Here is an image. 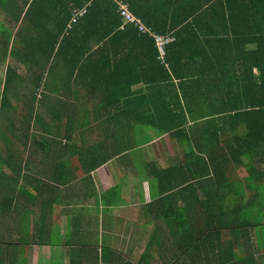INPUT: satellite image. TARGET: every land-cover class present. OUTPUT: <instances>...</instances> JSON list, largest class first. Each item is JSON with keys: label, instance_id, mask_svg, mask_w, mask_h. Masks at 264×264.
I'll use <instances>...</instances> for the list:
<instances>
[{"label": "trees", "instance_id": "obj_1", "mask_svg": "<svg viewBox=\"0 0 264 264\" xmlns=\"http://www.w3.org/2000/svg\"><path fill=\"white\" fill-rule=\"evenodd\" d=\"M120 4L150 32L173 37L163 57L151 34L124 21ZM0 8L18 9L15 20L26 8L20 31L35 12L41 25L28 33L39 45L0 49V58L11 59L0 101V152L24 154L44 136L65 152H80V119L67 116L66 107L80 96L72 88L88 89L98 92L92 96L97 113L114 105L147 108L136 123L188 147L186 160L161 169L155 179L160 199L179 192L187 203H200L195 216L217 217L201 225V234L264 221V0H21L20 6L0 0ZM82 8L71 24L74 9ZM52 90L55 105L47 121L49 113L41 115L38 103ZM208 182L210 189L203 185ZM232 186L234 193H226ZM242 189L250 194L245 207L207 206L213 199L225 204L231 195L241 201ZM199 235L187 240L186 249L199 248Z\"/></svg>", "mask_w": 264, "mask_h": 264}, {"label": "crops", "instance_id": "obj_2", "mask_svg": "<svg viewBox=\"0 0 264 264\" xmlns=\"http://www.w3.org/2000/svg\"><path fill=\"white\" fill-rule=\"evenodd\" d=\"M25 11L15 20L18 9L0 8V49L39 45L28 34L41 29L34 19L39 12L23 21L20 31ZM10 61L9 56L0 58V101ZM84 62L80 68L88 70L91 61ZM72 90L80 96L71 98L66 115L80 119V152H65L51 136L37 139L24 154L0 152V264H264L263 220L201 234V225L216 223V216H195L200 203H187L179 192L174 198L163 193L165 199H160L156 173L186 160L188 147L136 123V114H147V108L114 105L97 113L92 96L98 92ZM55 96L52 90L38 103L41 115L48 111L47 121ZM87 100L93 104L85 105ZM239 176H247V170L240 169ZM203 185L210 189L209 182ZM233 189L226 193L233 194ZM201 193L197 189L199 197ZM240 193L241 201L231 195L225 204L213 199L207 206L242 202L245 207L249 190ZM197 233L199 248L189 251L187 240Z\"/></svg>", "mask_w": 264, "mask_h": 264}, {"label": "built area", "instance_id": "obj_3", "mask_svg": "<svg viewBox=\"0 0 264 264\" xmlns=\"http://www.w3.org/2000/svg\"><path fill=\"white\" fill-rule=\"evenodd\" d=\"M118 11H119L120 15L123 17L125 22L133 23L135 26L139 27L141 32H144V33L148 32L149 34H151L153 36V38H154L156 47H158V49L160 51V56L163 57L165 55L166 45L169 42L173 41V37L164 36V35H158V34L150 32V30L143 25V23H142V21L140 19H138L137 17L132 15L130 13V11L127 10L125 5L120 4ZM84 12H85L84 8H82V9H74L73 17H72V20H71V24L75 23L77 17L81 16Z\"/></svg>", "mask_w": 264, "mask_h": 264}, {"label": "rangeland", "instance_id": "obj_4", "mask_svg": "<svg viewBox=\"0 0 264 264\" xmlns=\"http://www.w3.org/2000/svg\"><path fill=\"white\" fill-rule=\"evenodd\" d=\"M3 75H4L3 70L0 69V77H2Z\"/></svg>", "mask_w": 264, "mask_h": 264}]
</instances>
